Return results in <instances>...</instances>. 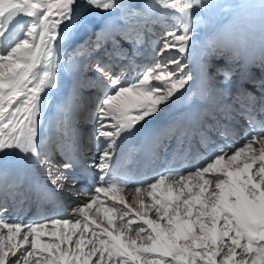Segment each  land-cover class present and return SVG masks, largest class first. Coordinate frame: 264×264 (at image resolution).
I'll use <instances>...</instances> for the list:
<instances>
[{
    "label": "snow or ice",
    "instance_id": "6c2138e0",
    "mask_svg": "<svg viewBox=\"0 0 264 264\" xmlns=\"http://www.w3.org/2000/svg\"><path fill=\"white\" fill-rule=\"evenodd\" d=\"M258 116L264 0H0V264H264ZM197 137L206 151L193 160ZM33 195L85 199L67 218L25 223Z\"/></svg>",
    "mask_w": 264,
    "mask_h": 264
},
{
    "label": "bare ground",
    "instance_id": "6f19581e",
    "mask_svg": "<svg viewBox=\"0 0 264 264\" xmlns=\"http://www.w3.org/2000/svg\"><path fill=\"white\" fill-rule=\"evenodd\" d=\"M226 20V19H229V14L228 13H223V16L221 17V19L220 20ZM158 29H160L158 26H157V28H156V30H158ZM161 31H162V29H161ZM125 47L127 48V45H125ZM61 74H62V76H63V69H62V66H61ZM128 75L129 76H131L132 75V72L130 71L129 73H128ZM50 92V91H49ZM49 92H48V94H49ZM47 97H48V95L46 96V102H47ZM243 142V141H242ZM242 142H237V144L239 145V144H241ZM128 193H131V194H129L128 196H127V194ZM125 196H126V199H127V201L129 202V203H132V196L134 195V193L132 192V191H128V190H125V192L123 193ZM101 197L103 198V195L101 194Z\"/></svg>",
    "mask_w": 264,
    "mask_h": 264
}]
</instances>
